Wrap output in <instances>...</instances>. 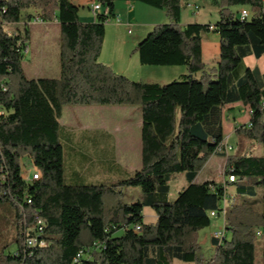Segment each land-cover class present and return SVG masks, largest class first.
<instances>
[{
    "label": "trees",
    "instance_id": "1",
    "mask_svg": "<svg viewBox=\"0 0 264 264\" xmlns=\"http://www.w3.org/2000/svg\"><path fill=\"white\" fill-rule=\"evenodd\" d=\"M94 1L108 7L109 14L81 21L79 7L70 0H0V201L15 207L17 227L15 250L6 253L4 245L0 264H173L174 259L264 264V249L255 260V238L264 231V71L244 62L248 55L264 54V0L210 1L218 16L213 32L219 37L211 64L201 54L202 33L210 23H180L187 1L128 0L163 9L169 18L135 47L142 65L185 66L187 72L168 83L132 80L99 60L116 0ZM31 7L44 20L57 22V77H27L21 51L27 37L6 27ZM242 7L249 11L245 19L239 17ZM235 102L249 112L248 122L236 132L250 145L259 144L258 153L225 152L223 110ZM66 105L138 107L140 168L114 182L67 183L58 122ZM216 153L225 158L226 183L197 181ZM23 157L37 178H25ZM180 172L186 185L169 199V181ZM229 175L235 180L228 181ZM229 183L249 199L230 202ZM125 186L139 188L140 197L106 200L121 195ZM224 195L223 237L210 238L213 253L205 259L198 255L201 233L211 224L209 212L222 210ZM145 206L155 213L154 221H144ZM28 236L44 244L27 245ZM79 250L84 255L74 262Z\"/></svg>",
    "mask_w": 264,
    "mask_h": 264
},
{
    "label": "crops",
    "instance_id": "2",
    "mask_svg": "<svg viewBox=\"0 0 264 264\" xmlns=\"http://www.w3.org/2000/svg\"><path fill=\"white\" fill-rule=\"evenodd\" d=\"M70 1L78 7L79 5L84 4L89 9V5L93 0ZM185 1H187L188 4L191 3V0ZM126 2L128 5L132 3L131 1H125L124 3ZM136 7L138 11L143 10V8H140L141 6L134 3L133 10H131L130 7H128L127 9L128 14L126 18L128 20L130 19L129 16L131 15V13H133V11L136 15H139L138 12H135ZM145 8L144 10L148 11ZM187 8H190V10L194 12V16L198 15L197 11H193L192 7H190L189 5H187ZM36 11L37 10L32 7L26 9L24 15L20 14V20L16 23H13L11 26L14 28V32L22 33L27 37L26 40L29 42V52L27 55H30L28 63H31L33 58L38 57L39 52H43L44 50H46L47 54L50 51H52L53 53L55 47L54 45L58 43V35L56 37L54 36L55 34H58V25L55 19H46V24H41V27L37 32H35V28H31L33 24H30L27 27L25 26V21L33 16ZM215 11L216 9H214V12ZM91 13L84 16L85 20H80H96V16L93 13L91 15ZM113 13L114 16H118L116 3H114ZM187 14L188 15H185V19L187 20L183 22L182 18L184 13L183 11L181 12L180 23L184 24L187 22H191V20H188V18H191L190 13L187 12ZM217 17L218 16H216V18L212 21L200 20L197 22L212 24L217 19ZM53 26H57V29L55 30ZM51 33L54 34V38H51L49 40V36ZM203 33L201 42L202 59L205 63L211 64L218 56L219 37L215 32H206V37L204 38ZM38 35H40L41 38H44L43 42L41 40L39 45L36 41ZM32 40H35L34 50L30 48ZM45 41L47 49L43 47ZM36 46H40L39 49H37ZM263 59L264 54L258 58L253 55H248L244 58V62L247 66L251 68L256 66L260 71L263 72ZM258 61L261 65L258 64ZM105 64H108L117 73H122L124 75L126 74V76L128 75L123 71L124 68H115L114 62H106ZM141 77L143 76H140V78L138 79L142 81H149L147 78L143 79ZM104 110L106 112L105 116L103 115ZM109 111L122 112V114L125 113L126 117L122 121L120 119V122L110 121L108 118ZM248 120V109L242 103L235 102L224 108L222 121L225 132V141L226 144L231 147L229 150H225L227 154H232L235 152V144H230L229 141L230 138L237 134L236 128L240 125L246 124ZM58 122L60 124V142L63 148L64 178L67 183L77 184L114 182L124 177L129 172L140 168L141 111L138 107L128 105H66L61 109ZM107 140L112 141L111 146L107 145ZM244 140L246 142V145L249 146L250 142L245 138ZM31 170H35V168L32 166L31 169L25 172L26 175H31ZM219 172L217 173V176L219 175ZM217 182L225 184L226 178L223 176L222 180H217ZM129 192L131 193V197H140V191L138 190V188H133ZM144 221L147 220H145L144 218ZM220 224V221L215 222V225L217 227H219ZM210 231L211 230H209V232ZM210 244L212 245L211 240Z\"/></svg>",
    "mask_w": 264,
    "mask_h": 264
},
{
    "label": "rangeland",
    "instance_id": "3",
    "mask_svg": "<svg viewBox=\"0 0 264 264\" xmlns=\"http://www.w3.org/2000/svg\"><path fill=\"white\" fill-rule=\"evenodd\" d=\"M75 1V0H74ZM128 0H116V7L120 22H116L114 17H109L105 24V36L102 43V48L100 51L99 60L103 63L106 62H114L115 68H124L123 71L126 72L132 80H140L141 78L148 79L149 81H155L159 83H168L172 80L180 79L182 74H185L186 68L184 65H173V66H164V65H142L138 60V54L135 50V47L138 42H140L149 31L153 29L156 24H163L168 23L169 18L167 17L165 11L160 8L152 7L147 5L143 2L139 1H131V4L124 3ZM211 0H191V3L188 5L193 7L194 5H198V10L196 16H194V12L190 10V8L184 7L182 9L184 15L182 21L185 20V15L190 13V17L188 20H214L217 16V11L214 12V7L210 3ZM79 2V1H78ZM136 3L137 5L141 6L143 10H139L136 7V11L139 15H136L133 11L129 16L130 19L128 20V7L133 10V4ZM81 4V3H80ZM146 7V8H145ZM33 8V7H32ZM48 8L51 9V6L48 5ZM147 9L148 11L144 10ZM243 8V7H242ZM36 9V8H34ZM37 13L40 14V10L36 9ZM26 9L21 12V15H24ZM191 11V12H190ZM90 10L86 5H79V17L82 20H85L86 15H89ZM41 15V14H40ZM92 15V13H91ZM41 24H46L41 23ZM41 24H33L31 28H35V32H37ZM50 25V24H49ZM12 24L6 25L9 31H13L14 28L11 27ZM55 30L57 26H53ZM34 32V31H33ZM207 32V31H206ZM206 32L203 33L204 38L206 37ZM56 33V32H55ZM58 33V32H57ZM54 34H50L49 40L53 37ZM58 35V43L54 46V52L50 51L47 54V51L44 50L43 52L38 53V57L33 58L31 63H28V59L30 55H25L22 59V68L27 77H57L59 74V63H58V53H59V33L55 34L56 37ZM43 42L44 38H41L38 35L36 41L37 44ZM35 40H32V44L30 48L34 50V43ZM40 46H36L39 49ZM43 47L47 49L46 41L43 44ZM53 50V49H51ZM53 55V57H52ZM264 61V59H263ZM258 64L260 62L258 61ZM261 65V64H260ZM126 75V74H125ZM146 76V77H144ZM145 81V80H143ZM129 106V105H128ZM135 107V106H133ZM106 112L103 111V115L105 116ZM108 118L110 121L113 122H120L126 117L125 113L122 112H115L109 111ZM123 115V116H122ZM236 136V138H235ZM232 138H230L229 143L235 144L234 151L237 154H240L244 151L250 150L252 153H257L260 151V145L257 143H252L251 145L247 146L244 140V137L241 134H236ZM235 138V139H234ZM226 140V139H225ZM107 145L112 144L111 140H107ZM226 142V141H225ZM21 168L23 173L26 174L29 169H31L32 164L28 157H23L20 159ZM224 166H225V158L220 154L216 153L210 156V158L206 161L203 167L198 172L196 178L198 181L208 180V181H220L224 176ZM220 168V170H219ZM36 170H31V173L35 172ZM220 171V172H219ZM219 175L217 176V173ZM186 185V180L183 172L176 173L172 179L169 181V199H173L176 196L177 190L183 188ZM133 187L125 186L123 188V193L121 195L114 196L113 198H106L109 200L108 202H116L117 200L123 201H130L137 199L134 196H130ZM139 190V188H138ZM227 194L229 195L230 202H239L243 199H249L248 194L238 193L236 191L235 185L229 183L227 185ZM140 191V190H139ZM258 197H261V191L258 189L257 191ZM15 214L16 210L11 204L7 201H0V250L1 248L6 245L5 252L12 253L15 250V237L17 234V227L15 224ZM144 218L147 221H154L155 220V213L153 210L145 206L143 208ZM211 224L208 228H206L200 237V249L198 250V255L203 256V258L207 259L213 253V246L210 244V238L212 237L214 231L221 230L224 228L223 225V218L219 215L211 216ZM221 222L219 227L215 225V222ZM209 230H211L209 232ZM261 230V228H260ZM264 249V231L261 230L260 235H256L255 238V260L258 262L261 257L262 250ZM173 264H185L184 262L174 259Z\"/></svg>",
    "mask_w": 264,
    "mask_h": 264
},
{
    "label": "built area",
    "instance_id": "4",
    "mask_svg": "<svg viewBox=\"0 0 264 264\" xmlns=\"http://www.w3.org/2000/svg\"><path fill=\"white\" fill-rule=\"evenodd\" d=\"M198 6L194 5L192 7L193 11H197L198 10ZM89 10L96 16L98 13H103L105 15L109 14V8L106 7V6H103L101 5L100 3L98 2H95L94 0L90 3L89 5ZM249 15V11L248 9L246 8H241L240 11H239V17L240 19H245L246 17H248ZM115 19L116 22H120V19L118 16H113ZM45 20L42 18V16L37 13L36 15H33L31 16L30 18H28L26 21H25V26L27 27L28 25L30 24H41V23H44ZM214 30V26L213 24H209L208 25V32H213ZM21 51H22V54H23V57L25 55L28 54L29 52V42L28 41H25L22 48H21ZM3 114V110L0 109V115ZM231 147L229 145L226 144L225 142V150H229ZM38 177V174L37 172H34L30 177L27 175L25 176V178H37ZM228 181H234L235 180V177L233 175H229L228 176ZM228 195H224V198H223V202H222V210L220 212H217L216 210H211L209 212V215L210 216H216V215H219L220 217L223 218V213H224V209H225V205H226V199H227ZM38 224V230L40 231L41 230V223L42 221L40 219L37 220L36 222ZM134 229L136 231L140 230V227L139 225H135L134 226ZM223 233H224V228H222L221 230H216L214 231L212 237L213 238H217V239H221L223 237ZM257 234H259V231L257 232ZM26 244L27 245H35V244H38V245H43L44 244V241L42 240H39L37 241L35 237L33 236H28L26 238ZM84 255L83 251L82 250H79L74 258V262H78L79 259Z\"/></svg>",
    "mask_w": 264,
    "mask_h": 264
}]
</instances>
